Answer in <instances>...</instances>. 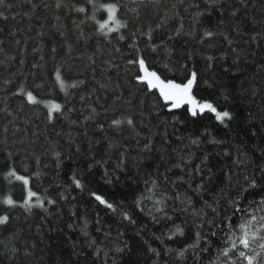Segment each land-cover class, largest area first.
<instances>
[{
  "label": "trees",
  "instance_id": "16d2710c",
  "mask_svg": "<svg viewBox=\"0 0 264 264\" xmlns=\"http://www.w3.org/2000/svg\"><path fill=\"white\" fill-rule=\"evenodd\" d=\"M107 3L126 26L104 35ZM137 56L177 82L195 71V97L231 119L170 109ZM261 199L264 0L0 2V264H246L221 254V221L264 215Z\"/></svg>",
  "mask_w": 264,
  "mask_h": 264
},
{
  "label": "snow or ice",
  "instance_id": "6c2138e0",
  "mask_svg": "<svg viewBox=\"0 0 264 264\" xmlns=\"http://www.w3.org/2000/svg\"><path fill=\"white\" fill-rule=\"evenodd\" d=\"M2 2V0H0ZM89 3H93V0H89ZM99 9L107 12V19L103 22L99 23V29L104 34L107 35L108 32L117 31L120 27L126 26L122 24L116 18V13L118 11V4L116 3H107L100 4ZM78 11H85L84 8L78 9ZM110 25H116V27H111ZM107 30V31H105ZM206 35L211 36L212 33L208 32ZM121 39L124 37L121 36ZM128 64L130 65H138L139 73L135 76L137 82H139L144 88H146L149 92L157 91L159 96L165 102H171L172 108H180L182 105H190V113L193 117H196L198 112L203 114L205 110L208 112L214 113L217 121H223L225 118L231 119V115L228 111H218L216 107L213 106L210 102H200L195 95L193 94L194 85L197 83V73L193 71L190 74V77H187L185 81L177 82L174 79L162 78L161 75L158 74L157 71L151 70L145 62V59L142 56H137L134 59L128 60ZM56 81L59 83L61 89L64 88V81L61 79L59 70L56 73ZM82 83V82H81ZM27 101L36 103V99L31 91L26 93ZM49 107V118L51 119L52 111L59 110L60 105L55 102H51ZM114 124H119L120 121H113ZM129 125L133 124V121L129 118L127 120ZM195 143V141H194ZM8 177H15L16 180L22 181L24 185L29 184V179L23 175H19L16 173L14 169H10L8 173H6ZM246 179H249L246 177ZM74 183L77 187H81L80 181L74 179ZM155 182H153V188L155 187ZM249 188L257 187V180L255 177L249 180L248 184ZM247 191V189H244ZM151 192L152 189H149ZM100 204L106 205L107 208L113 209V205L107 202L102 196L97 195L96 193L92 194ZM33 197H36V204L42 206L43 201L40 197L32 191L27 192L26 199L24 200V206H30V202ZM164 198L162 197L160 200H157L156 204H162ZM8 205H12L14 203L12 198H6L4 201ZM49 203H53V201H49ZM139 203V201H137ZM234 205L233 215L236 213L247 214L246 209H242L238 206L237 201L232 202ZM260 205H264V199L259 201ZM157 211H163L162 208H158ZM215 211V209H213ZM259 211L264 212V207H261ZM125 219H130L127 214H125ZM8 220V217L5 215L0 217V223H4ZM134 222V221H133ZM221 224H224L228 231L224 232L221 239L223 240L224 246L220 249L221 254L224 257H229L230 253L234 250H238L237 256L241 261H245L246 264H260V258L264 257V215H254L251 214L250 218L243 219L240 218V222L238 224H234L232 222L231 216H226L224 220L221 221ZM236 229L239 230V235L236 234ZM177 231H182L177 228ZM197 238L200 237V233H197ZM213 236L216 235L215 232L212 233ZM183 252H181V256ZM227 264H236V260L229 259Z\"/></svg>",
  "mask_w": 264,
  "mask_h": 264
},
{
  "label": "rangeland",
  "instance_id": "374dc122",
  "mask_svg": "<svg viewBox=\"0 0 264 264\" xmlns=\"http://www.w3.org/2000/svg\"><path fill=\"white\" fill-rule=\"evenodd\" d=\"M166 103L169 104V108H170V109H178V108H172V107H171V102H166ZM184 106L188 107V109H190V107H191L190 105H182L181 107H184ZM181 107H180V108H181ZM205 112H208V111L205 110ZM198 113H199V112H198ZM209 113H211V112H209ZM212 114H214V113H212ZM225 119H227V118H225ZM225 119H224V120H225ZM224 120H223V121H224Z\"/></svg>",
  "mask_w": 264,
  "mask_h": 264
}]
</instances>
